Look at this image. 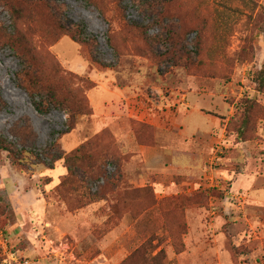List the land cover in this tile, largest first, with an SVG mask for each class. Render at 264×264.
I'll use <instances>...</instances> for the list:
<instances>
[{
  "label": "rangeland",
  "instance_id": "374dc122",
  "mask_svg": "<svg viewBox=\"0 0 264 264\" xmlns=\"http://www.w3.org/2000/svg\"><path fill=\"white\" fill-rule=\"evenodd\" d=\"M47 1L93 48L55 39L40 15L19 28L91 112L63 133L69 115L35 108L0 41V133L18 141L30 125L29 150L56 141L65 153L25 169L0 151V264H264V0ZM21 5L0 0V28ZM170 30L190 52L200 33L202 62L171 65ZM246 98L258 105L240 140L229 121Z\"/></svg>",
  "mask_w": 264,
  "mask_h": 264
},
{
  "label": "trees",
  "instance_id": "16d2710c",
  "mask_svg": "<svg viewBox=\"0 0 264 264\" xmlns=\"http://www.w3.org/2000/svg\"><path fill=\"white\" fill-rule=\"evenodd\" d=\"M22 2L23 5L17 11L13 10L12 29L0 28V41L8 43L17 53L21 62L20 75L27 82L35 108L40 113H48L52 109H61L69 115L66 121L67 128L63 132L66 133L74 129L78 116L90 114L88 99L82 88L70 87L62 83V68L56 58L50 53H47L49 59L42 58L32 41L28 40L27 33L19 28L18 21L40 15L48 22V27H50L48 31L53 29L55 39L63 35H70L74 41L90 48H93L96 40L87 32L85 25L67 26L56 12L55 6L49 1L22 0ZM178 3L181 4V0L169 1L170 5ZM201 38L199 33L195 43V51L190 52L186 43V34L170 30L164 41L167 50L166 59L173 66L191 67L202 62V60L197 61L195 57L201 52ZM92 61L98 62L94 56H92ZM255 82H257L258 90L264 92V65L255 73ZM3 102L0 91V107ZM241 105L242 116L239 120L230 119L229 128L240 140H243L251 128L258 104L255 99L246 98ZM17 137L18 141L0 133V151H6L10 161L22 168L28 169L30 163H43L48 168H53L55 163L62 159L65 154L56 141L41 149V152L36 151L37 147L35 146H33V150H29L28 148H31L30 143L36 137L30 125H27L25 130L18 132ZM81 148L77 152L81 151ZM28 153L33 158H29ZM74 164V160H68L69 174L75 173ZM133 256L134 254L130 258Z\"/></svg>",
  "mask_w": 264,
  "mask_h": 264
},
{
  "label": "crops",
  "instance_id": "0c3cea01",
  "mask_svg": "<svg viewBox=\"0 0 264 264\" xmlns=\"http://www.w3.org/2000/svg\"><path fill=\"white\" fill-rule=\"evenodd\" d=\"M157 153H159L160 155H164L163 152H161L159 149L157 150Z\"/></svg>",
  "mask_w": 264,
  "mask_h": 264
}]
</instances>
